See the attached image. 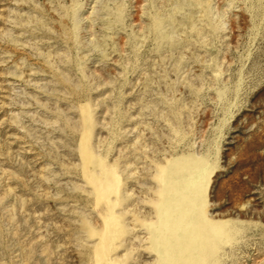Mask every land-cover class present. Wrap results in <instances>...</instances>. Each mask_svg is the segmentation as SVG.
Listing matches in <instances>:
<instances>
[{"label":"rangeland","instance_id":"rangeland-1","mask_svg":"<svg viewBox=\"0 0 264 264\" xmlns=\"http://www.w3.org/2000/svg\"><path fill=\"white\" fill-rule=\"evenodd\" d=\"M0 264H264V0H0Z\"/></svg>","mask_w":264,"mask_h":264},{"label":"bare ground","instance_id":"bare-ground-1","mask_svg":"<svg viewBox=\"0 0 264 264\" xmlns=\"http://www.w3.org/2000/svg\"><path fill=\"white\" fill-rule=\"evenodd\" d=\"M203 231V230H202Z\"/></svg>","mask_w":264,"mask_h":264}]
</instances>
